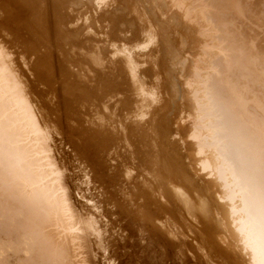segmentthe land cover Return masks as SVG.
Wrapping results in <instances>:
<instances>
[{"label":"bare ground","instance_id":"obj_1","mask_svg":"<svg viewBox=\"0 0 264 264\" xmlns=\"http://www.w3.org/2000/svg\"><path fill=\"white\" fill-rule=\"evenodd\" d=\"M149 1L127 2L134 8L131 17L137 20L138 14L137 25L143 21L137 31L150 43L159 40L155 43L158 47H153H157L156 55L149 54L151 45L149 55L145 53L144 47L149 48V44L140 47L139 40L132 47L125 45V55L112 60L97 44L87 42L77 51L66 34L73 30L65 28V35L61 36L66 39L68 52L61 54L68 58L66 92L77 87L88 106L92 127L97 125L91 129L101 124L106 127V133H98L100 128L92 135L105 134V141L121 142L123 149L128 147L127 155L137 172L147 170L145 182L135 176L138 183H143L147 199L157 192L160 203L156 205L161 208L157 210L162 211L166 204L174 217L176 212L183 220L190 217L185 224L194 232L206 256L216 260V264H264V0ZM19 2L30 7V18L44 14L45 0ZM106 2L95 0L98 8ZM16 3L18 7L10 9L19 13L18 2L14 0L11 6ZM91 3L92 0H54L53 5L58 16L67 4L84 11ZM106 6L100 7L109 9L103 14L113 16L118 12L112 8V15ZM128 8L123 10L132 13ZM166 10H172V14L166 15ZM99 11L97 16L102 15L103 11ZM119 14L114 16L116 22L126 18ZM7 16L10 18V14ZM140 35L137 39L144 38ZM1 46L0 264L87 263L90 254L84 249L86 245L83 248L78 241L79 231L74 226L77 220L71 219V224L67 219L72 212L69 213V204L59 187L62 183L55 181L59 175H55L56 168L50 162L55 157L50 158L46 151L47 131L41 128L26 86L19 83L14 71L10 72L13 65L6 63L10 55ZM42 61L41 56L32 68L37 71L43 66ZM125 61L132 80L137 79V71L142 68L147 74L143 86L159 91L154 92L156 97L150 108L132 112L133 107L128 106H133V101H129L128 93L120 95V87L110 84L128 78ZM144 63L149 65L147 69ZM70 77L75 78L69 81ZM78 78L89 80H82L80 85L75 81ZM107 93L117 98L116 107L106 104ZM130 175L127 178H133ZM151 213L149 219L151 216L153 221L155 213Z\"/></svg>","mask_w":264,"mask_h":264},{"label":"rangeland","instance_id":"obj_2","mask_svg":"<svg viewBox=\"0 0 264 264\" xmlns=\"http://www.w3.org/2000/svg\"><path fill=\"white\" fill-rule=\"evenodd\" d=\"M9 1L10 0H7V2L5 0H0V44L3 45V48L6 47L8 51L6 52L10 55V57H8L9 60L7 59L6 62L8 65H10L9 63H12L13 65L10 67L8 66L10 72L14 71V75H18L16 78H20L18 80L19 83L26 86L28 96L32 102L31 104L38 115L40 125L43 126H41V128L47 131L45 142L46 146L47 143H49V146L46 147V151L50 158L54 159L55 157V160L50 159L52 160L50 162L51 166L56 168L54 169L56 171L52 170L57 173L54 174L59 175L56 176L59 180L56 179L55 181H60L62 183L59 187L65 194L67 205L69 204V213L72 212L70 213L72 216H67V219H70V223L72 220L73 222L77 220L76 222L79 226L76 222L74 226L76 225L75 228L79 231L78 233L80 236L78 241L82 242L83 248L86 245L84 249L90 254L87 255V257L89 256V264L90 262L92 264H216V260L206 256L203 250L200 249L198 246V239H195L194 232L190 231L185 224L188 222V219H190L189 216H186L187 219L183 220V217L176 212L174 213L175 218L172 215L173 213L168 211L169 208L166 204L163 205V212L157 210L161 209L158 206L160 201L157 192L156 194H151V198H149L148 195L149 199H147V195L143 192V183L141 181H139V183L137 182L140 179H143L142 181L146 179L147 170L139 173L137 172L138 170L135 169V166H132L134 165V163H132V158H130L126 152L128 147L125 145V150L123 149L124 145L122 146L121 142H115L113 144V142L109 143L108 141H105L107 139V135L105 134H100L101 137H98L100 135L97 134L92 135V132L94 133L100 128L102 129L99 132L97 131L98 133L102 132V130V133H106V130H104L106 127L101 124V127L98 125L97 129H91L93 125L90 121L91 116L88 114L89 109L85 104L86 102H84L81 99V96H79V91L76 90L77 87L72 86L73 88L71 91L66 92L68 78L65 70L68 67L65 65V62L68 58L66 57L65 59L61 54V52H63L66 55L68 52V47L65 41L66 39L61 36L62 33V35H65V28H67V30H73L71 33L66 31V34L69 37L68 41L70 40L71 44H75L72 48L74 50L77 49V51L87 42L90 45L97 44L99 50L112 60L119 57L118 55H125V45L128 44L132 47L135 42L138 44L141 41L138 45L140 47L143 46V44L146 45L145 43H147V45L149 44V48L148 46L144 47L146 48L145 53L148 54L150 52L149 49L152 47L150 49L152 51L149 54H152L153 52V55H156L158 44L155 43L159 40L155 43L154 41L150 43V40L146 36H143L141 31H137V26L139 28L142 27L141 23L143 21L141 20L139 25H137L140 21L137 17L138 14L136 13V18L139 20L138 22H136L137 20H135V18L131 17V14L135 13L132 11L134 10V8L132 9L133 6L130 7L132 4L130 3V5L127 2L129 0H122L121 4L126 1L128 5L126 2L125 3L129 8L125 3L123 5L128 8V10L130 9L129 11L132 13L123 10L124 7L120 4V0L119 2H117L118 0H107L106 5L110 3L108 4L109 6L104 4L102 6L110 7V12L112 8H114L112 11H118L115 12L116 14L114 13V15L111 12L113 16L103 14L104 12L106 13V10L109 11V9L105 8L106 10H103L104 8L102 6L100 7L103 9L100 7L98 8L95 4V0H92V5H86L88 9L86 8L84 11H81L78 6L67 4L69 6H63L62 12L60 11L57 16L55 13L56 11L54 10L55 5H53L54 0H45L44 14H42L41 17H33L36 19L37 24H39L37 25L36 22H34L36 24H34L35 27L32 25L33 18H30V7L19 2V0H15V2L20 4V8L17 9L18 12L22 14L19 17V13H16L17 11L15 12V10L10 9L13 7V9H16L15 6L18 7V4L16 3L15 5L13 4L14 6H11V3L14 0H12V2ZM112 1L115 2L113 7ZM153 1L156 3L158 0ZM153 1L150 0L149 2ZM6 3H9L8 6ZM72 7H74L75 10ZM89 8L91 9L89 10ZM86 10L88 12L85 14L84 12H86ZM98 10H100L99 12L103 11L100 14L104 16H97L96 11ZM7 12H10L8 13L10 14V18L7 16ZM135 12H137V10ZM89 13L96 14L91 15ZM117 13H121L119 14L120 18L125 14L126 18H122L120 21L116 22L115 17ZM165 13L166 15H171L172 10H166ZM11 14L14 15V18H12ZM16 14H18L17 16L19 19L15 16ZM91 18L93 20H91ZM96 18L98 19L96 20ZM15 19L18 21H15ZM24 19L29 20V22H26ZM67 19H69V21ZM89 19L90 21H88ZM64 20L68 22H65ZM113 20H115L114 22L116 23L112 22ZM89 23L91 24L88 25ZM107 24L117 25H114V27L113 25L107 26ZM32 26L35 29L32 28ZM76 27H78V29ZM104 27L105 30L102 29ZM113 29L115 32L111 33V30L113 31ZM77 32L79 34H77ZM69 34H71V36ZM138 35L145 39H137ZM81 41H83V43H81ZM155 45H157V47L153 49ZM59 47L61 48L60 50ZM37 54L38 56H36ZM41 56L43 58V66L35 71L32 66H34L35 60ZM126 61L125 65H128ZM145 64L146 63L143 65ZM127 65L124 68L128 78L125 77L122 80H115L113 81L114 83L110 81V84L114 87H120V92H118L120 95L128 93L129 101H133V103L131 102L133 106L130 105L128 107H133L131 111L140 112L141 109H148L149 105H153L151 102H153V97H156L154 92H157L158 90L152 88L153 86H143L142 82L144 79H147V74H144L142 68H139L137 71V79L132 80L128 75ZM148 67L149 65L144 68L147 69ZM15 71L17 73H15ZM73 78L75 77H70L69 81H72L71 79ZM82 80L84 83H87L89 79L87 78V81H85V79L78 78L75 81L82 85ZM132 83H134V85H131ZM111 87L108 88V91L111 90ZM150 92L153 93L151 94ZM107 94L109 96L105 100L106 104H108L109 107H113L117 102V98H112L111 93ZM95 127H97V125L92 128ZM44 130H42V132L45 133ZM93 136L97 137V139ZM60 172L61 174H59ZM63 175L65 176V179ZM129 175L133 178H127ZM133 175H136L138 180H136V176L134 178ZM60 177L62 179H60ZM131 179H133L132 181L137 182L136 185L131 183ZM62 185L65 186L63 187ZM67 191L69 195L67 194ZM156 202H158V205H156ZM150 211L153 212V214L155 213L153 221L151 220V216L149 219V214H152ZM158 211L160 212V215H158ZM156 216L158 217L156 218ZM173 219H177L176 222ZM148 221L151 222L147 223ZM96 224H98V226ZM178 226L180 230H176ZM173 228L175 231H173ZM76 258L78 259L79 257ZM82 262L88 264V262L85 263L86 261ZM82 262H77V264H82Z\"/></svg>","mask_w":264,"mask_h":264}]
</instances>
